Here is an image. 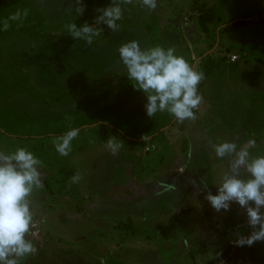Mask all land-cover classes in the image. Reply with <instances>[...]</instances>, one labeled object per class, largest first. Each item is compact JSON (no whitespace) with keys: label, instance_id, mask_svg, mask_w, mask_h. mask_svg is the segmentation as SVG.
<instances>
[{"label":"rangeland","instance_id":"1","mask_svg":"<svg viewBox=\"0 0 264 264\" xmlns=\"http://www.w3.org/2000/svg\"><path fill=\"white\" fill-rule=\"evenodd\" d=\"M72 2L0 0V151L26 147L43 162L44 188L31 198L37 252L22 264H222L236 233L251 229L238 204L217 213L205 200L228 168L212 144L255 139L250 152L264 155V0L124 5L120 30L97 26L91 46L65 26L92 25L111 0H83L79 17ZM23 9L25 19H9ZM132 40L174 47L204 72L195 121L147 116L146 95L118 63L117 49ZM78 127L60 156L53 138ZM110 137L121 143L115 156ZM76 172L82 179L71 184ZM243 248L264 264V242Z\"/></svg>","mask_w":264,"mask_h":264},{"label":"clouds","instance_id":"2","mask_svg":"<svg viewBox=\"0 0 264 264\" xmlns=\"http://www.w3.org/2000/svg\"><path fill=\"white\" fill-rule=\"evenodd\" d=\"M134 3L148 12L158 7V0H111L109 5L95 9L98 15L92 25L85 21L78 27L71 22L65 26L66 31L73 40L91 46L103 31L97 26L106 25L112 32L119 31L118 21L124 15L122 6ZM73 9L78 17L82 16L86 10L83 0H73L69 11ZM28 12V9L17 10L9 19L22 21ZM9 27L8 19L4 20L2 30L7 31ZM117 51L118 63L123 66L128 81L146 95L145 110L149 118L167 112L178 123L197 119L196 111L203 101L199 93V85L205 79L202 70L177 55L174 47L142 48L139 41L132 40L123 43ZM79 133V128H72L54 137L55 151L67 157ZM142 139L146 142L149 137L144 135ZM255 146V139H249L242 146L235 141L212 144L215 156L227 159L228 168L217 186V194L209 191L205 200L217 213L230 210L233 203L244 211L251 232L246 236L239 231L236 233L233 243L238 247L264 242V155H253L250 149ZM105 147L115 156L121 143L116 137H110ZM42 166V160L26 147L7 153L0 151V264H22L37 252L29 238L34 227L31 198L36 190L44 188ZM81 179V174L76 172L70 177V183L78 184ZM206 188L205 184L201 190Z\"/></svg>","mask_w":264,"mask_h":264},{"label":"trees","instance_id":"3","mask_svg":"<svg viewBox=\"0 0 264 264\" xmlns=\"http://www.w3.org/2000/svg\"><path fill=\"white\" fill-rule=\"evenodd\" d=\"M242 24L243 23H239V25ZM258 253L256 248L253 250H246L243 247L236 246L234 249L229 250L221 262L223 261L222 264H253L256 261L253 255L256 256L255 254Z\"/></svg>","mask_w":264,"mask_h":264},{"label":"crops","instance_id":"4","mask_svg":"<svg viewBox=\"0 0 264 264\" xmlns=\"http://www.w3.org/2000/svg\"><path fill=\"white\" fill-rule=\"evenodd\" d=\"M230 23H233V22H230ZM229 23V24H230ZM130 34V33H129ZM133 35V34H132ZM144 40H146L147 42H150V38L149 39H144ZM143 40V41H144ZM222 40V43H223V45H225L226 46V39H221ZM145 42V41H144ZM238 44V43H237ZM245 44H249V40L247 39L246 41H245ZM66 210H69L68 208H66ZM64 213H66V212H64ZM53 222H54V219L52 220V224H53ZM32 241H33V243L35 244L36 242H34V240L32 239ZM35 245H37V243L35 244ZM37 247V246H36Z\"/></svg>","mask_w":264,"mask_h":264},{"label":"built area","instance_id":"5","mask_svg":"<svg viewBox=\"0 0 264 264\" xmlns=\"http://www.w3.org/2000/svg\"><path fill=\"white\" fill-rule=\"evenodd\" d=\"M235 60H236L235 57L232 58V61H235ZM153 148H154V147H148V148L146 149V152H147V153L151 152Z\"/></svg>","mask_w":264,"mask_h":264}]
</instances>
